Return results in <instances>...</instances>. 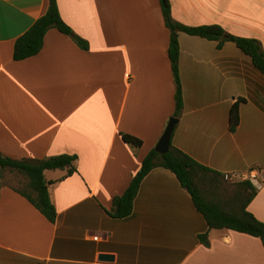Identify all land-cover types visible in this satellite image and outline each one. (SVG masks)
Segmentation results:
<instances>
[{
	"label": "crops",
	"instance_id": "crops-1",
	"mask_svg": "<svg viewBox=\"0 0 264 264\" xmlns=\"http://www.w3.org/2000/svg\"><path fill=\"white\" fill-rule=\"evenodd\" d=\"M170 2L175 22L219 25L264 50V0ZM48 3L0 0V153L19 161L74 155L77 173L45 172L57 212L51 223L16 191L28 179L0 167V264H264L259 238L210 230L163 168L143 180L131 216L108 214L174 116L170 31L159 0H58L89 49L53 29L39 55L15 61V42ZM179 46L184 109L173 145L233 183H251L257 195L247 211L264 223V74L232 42L219 50L217 42L180 33ZM238 98L247 102L231 133ZM122 134L141 139L142 148ZM102 254L114 261H101Z\"/></svg>",
	"mask_w": 264,
	"mask_h": 264
},
{
	"label": "trees",
	"instance_id": "trees-1",
	"mask_svg": "<svg viewBox=\"0 0 264 264\" xmlns=\"http://www.w3.org/2000/svg\"><path fill=\"white\" fill-rule=\"evenodd\" d=\"M159 3L165 26L170 31L168 55L176 87L174 118L180 119L184 109L179 66L180 33L217 42L219 50L223 49L227 42H232L251 59L254 69L261 75L264 74V50L261 42L231 35L219 25L191 27L179 24L172 17L170 0H159ZM53 29L71 37L82 50L89 49V43L76 35L63 20L58 0H49L45 14L15 42L14 60L20 62L39 55L43 50L47 33ZM246 102L247 99L238 98L230 110L229 129L231 133H235L240 125V106ZM121 136L123 141L132 148H142L141 139L129 134ZM76 161L77 156L74 155H60L41 161H19L0 153L1 170L17 172L28 179L26 187L16 191L29 200L51 223H55L57 212L51 201L44 174L46 171L67 170V176H71L77 173ZM156 168L166 169L177 177L182 188L190 194L195 208L204 217L210 230H232L247 234L259 238L264 246V223L247 211L249 204L257 195L251 183H232L236 191L232 195L227 194L226 175L197 162L176 148L173 142L167 154L160 155L154 149L146 156L141 170L135 175L126 192L114 198L112 209L108 212L112 218L126 219L132 215L134 202L143 180ZM1 186L0 181V190ZM199 239L204 246H210L208 234L201 235Z\"/></svg>",
	"mask_w": 264,
	"mask_h": 264
},
{
	"label": "water",
	"instance_id": "water-1",
	"mask_svg": "<svg viewBox=\"0 0 264 264\" xmlns=\"http://www.w3.org/2000/svg\"><path fill=\"white\" fill-rule=\"evenodd\" d=\"M178 123H179V119L177 118L173 117L169 120L166 130L162 138L160 139L158 145L155 148L156 152L159 153L160 155H165L169 152L173 139V134L175 132ZM100 260L104 262H111L114 261V257L111 255L102 254L100 256Z\"/></svg>",
	"mask_w": 264,
	"mask_h": 264
},
{
	"label": "rangeland",
	"instance_id": "rangeland-1",
	"mask_svg": "<svg viewBox=\"0 0 264 264\" xmlns=\"http://www.w3.org/2000/svg\"><path fill=\"white\" fill-rule=\"evenodd\" d=\"M12 172H13V171H12ZM13 173H14V172H13ZM12 176L15 177V178H19V179H20V177H21V176H20L18 173H16V172H15L14 174H12ZM21 179H22V178H21ZM227 182H229V183H227ZM227 182H226L227 185L225 186V188H226V190H227V194L232 195V194L236 191V189L233 188V184H232L233 182H232V181H227ZM18 185H19V186H18ZM18 185H17L18 188H21V189H22V188L26 187L27 184L21 182V183L18 184Z\"/></svg>",
	"mask_w": 264,
	"mask_h": 264
},
{
	"label": "built area",
	"instance_id": "built-area-1",
	"mask_svg": "<svg viewBox=\"0 0 264 264\" xmlns=\"http://www.w3.org/2000/svg\"><path fill=\"white\" fill-rule=\"evenodd\" d=\"M253 178H254V177H253ZM231 179H232V178H231L230 176H228V175L225 176V180H226V181H231ZM99 239H100L99 236L94 237V241H99Z\"/></svg>",
	"mask_w": 264,
	"mask_h": 264
}]
</instances>
